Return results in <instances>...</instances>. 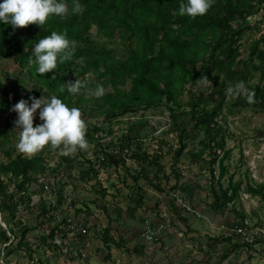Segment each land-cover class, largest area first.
<instances>
[{
  "label": "trees",
  "instance_id": "obj_1",
  "mask_svg": "<svg viewBox=\"0 0 264 264\" xmlns=\"http://www.w3.org/2000/svg\"><path fill=\"white\" fill-rule=\"evenodd\" d=\"M38 8L42 12L34 15ZM257 16L260 20L251 26L248 20ZM93 27L98 36L119 39L120 58L91 38ZM247 33L257 38L242 49ZM0 57L19 68L17 77L6 73L3 82H8L0 83V117L12 115L4 125L8 134L14 125H33L16 119L29 111L44 112L41 121L49 126H69L77 110L94 112L101 123L70 133L67 141H53L49 151L60 164H71L72 154L90 150L95 161H84L86 179L94 180L99 169L122 166L137 184L153 170L163 173L165 143L157 142L153 153L143 149L144 139L157 131L144 117L127 122L118 139L112 126L137 112L157 111L166 115L167 133L177 139V146L168 149L177 183L182 177L178 166L187 158L210 174L207 212L222 215L238 200L241 181H234L235 173L226 179V161L232 151L227 149L225 119L245 109L264 114V0H0ZM24 73L29 74L32 90L19 88ZM86 75L96 80L90 99L78 94L84 90L79 78ZM203 83L209 84L207 91L192 90ZM108 88L111 92L100 93ZM52 95L55 106L40 103L41 97L50 100ZM197 138V150L187 151ZM114 150L118 152L110 153ZM11 154V150L5 152L9 160L0 163V215L5 223L0 226V246L6 245L7 254L30 245L28 233L34 228L23 225L17 214L21 207L35 208L34 197L41 200L43 195L42 179L56 172L43 156L28 158L20 153L12 159ZM127 161L137 165L132 172L125 167ZM81 179L85 181L82 174ZM244 191L264 201V181L247 184ZM100 194L105 197V190ZM171 199L175 203L177 197ZM173 207L179 211L177 205ZM56 211L42 204L43 222L55 221ZM227 227L233 235L208 237L207 244L210 249L217 243L227 244L224 259L231 252L253 251L255 245L264 243L261 235L249 241L245 232L237 233V229H248L243 216ZM50 228L41 238L48 245L57 227ZM13 240L17 243L11 249Z\"/></svg>",
  "mask_w": 264,
  "mask_h": 264
},
{
  "label": "crops",
  "instance_id": "obj_2",
  "mask_svg": "<svg viewBox=\"0 0 264 264\" xmlns=\"http://www.w3.org/2000/svg\"><path fill=\"white\" fill-rule=\"evenodd\" d=\"M15 68L12 60L0 57V70H6L9 74ZM40 115L43 113L40 112ZM70 158L71 164H60L59 159V167H50L56 172L48 175L59 172V217L51 224L45 225L47 228H43L46 231L49 225H60L70 216L82 222L88 233L78 234L69 241L71 255L64 259L55 252L50 243L48 245L41 242L42 236L45 235L41 229L42 233L36 235L35 243L31 240L32 237H28L30 245L27 248L15 250L13 254H7L8 250H3L4 257H1L0 253V264H195L198 254L205 253L206 258H209L206 251L208 237L214 236L208 233V237L203 236L205 231L199 226L195 227L194 221L197 218L179 207L177 208L180 212L173 210V205L176 207L171 199L173 195L199 209L202 202L199 195H196L194 177L184 175L180 168L182 177L177 183L170 169L172 161L167 168L161 162L164 167L162 174L153 170L147 178H141L135 184L122 166L99 169L94 180L86 179L84 174L88 166L84 165V161H95V156L90 150L78 156L72 154ZM182 163L188 166L194 164L187 158H183L180 164ZM132 164V161H127L125 166L131 172L135 168ZM153 172L158 177L157 180L153 179ZM81 174L85 181L81 179ZM41 186L40 184V189ZM176 186L177 190L173 191ZM102 189L106 192L103 198L100 194ZM47 199L44 195L41 200L34 197L33 211L36 212L40 223L44 221L40 214L41 207L42 204L47 207ZM145 221H149L155 229L160 224L164 225L160 231L163 235L160 243L150 244L144 240ZM202 238L206 240L205 247H197ZM16 243L11 249L16 247ZM204 262L208 264L206 260Z\"/></svg>",
  "mask_w": 264,
  "mask_h": 264
},
{
  "label": "rangeland",
  "instance_id": "obj_3",
  "mask_svg": "<svg viewBox=\"0 0 264 264\" xmlns=\"http://www.w3.org/2000/svg\"><path fill=\"white\" fill-rule=\"evenodd\" d=\"M41 12V8L33 11L34 15H38ZM259 20L260 18L257 16L249 19L248 23L253 26L255 22ZM91 38L99 45H103L105 48L114 51L118 58L122 56L123 47L121 46L117 37L112 40H108L104 37L98 36L96 28L93 27L91 29ZM253 38H257V34L247 33L241 41L243 47H245L242 49L249 48L251 39ZM14 65L16 68L11 70L9 73L12 78L17 77L19 74L18 65ZM6 72V70H0V83L8 82H3ZM28 75L29 74L27 73H24V75L22 74L23 82H21L19 87L20 90H32L33 84L29 81ZM79 79L84 81V90L78 91V94L83 96L85 99H90L92 97V94H90V88L96 83V80L89 75L82 76ZM128 86L129 85L127 84L125 89H127ZM209 87V84L203 83L198 87L192 88V90L207 91ZM106 92H111V90L108 88L105 91L101 90L100 93ZM98 94L99 93H97V95ZM187 97L188 96L185 95L184 100H186ZM39 101L43 105L50 103L52 106H55L54 95L51 96L50 100H48L46 97H41ZM88 106H92V103L90 102ZM42 113L44 115V112ZM11 116V114H8L0 117V163L8 162L9 159L5 156V152L11 150L12 159L20 153H23L24 156L28 158L43 156L48 160V165H50L49 167H56L59 163L58 156L49 151L50 143L53 141H67L69 139L70 133L84 131L90 123L93 124L102 122V118H96L94 112L86 114L80 110H77V113L69 126H65L63 123H50L51 125L49 126V124L43 125V123H41L42 121L40 119L42 116L40 113L37 114L31 111L25 117L18 116L16 119L23 122H33V125H14L13 130L8 134L5 131L4 123L6 119H10ZM143 117L149 120L151 126L157 128L155 134H149L148 138L144 139L142 142L143 149H145L148 153H153V150H157L159 146L157 142L160 141L165 143L162 147L164 153H167L170 147L175 148L177 146V139L175 135L167 133L168 123L166 115L159 114L157 111L153 113L152 111H140L130 117L121 118L123 121L122 124L118 126H112V129L115 131L114 137L118 139L120 135L127 129V122L138 121ZM225 120L226 134L228 137L227 149H231L232 151L230 160L226 161V164L228 165V175L226 176V179L230 174L235 173L234 181H241L242 184L239 198L234 204L229 205V208L224 214L219 216L210 214L207 212V206L211 203L209 187L212 181L210 180L208 169H203L201 166H197L196 164H191L190 166L184 163L180 164L178 168L181 169L184 175L194 177L193 184L196 187V195H199V198L202 202L200 204V209L190 205L202 216L204 215L202 218H197L194 221V224L195 227L199 226L202 231H205L203 232V236H230L233 235V232L232 230H229L227 224L239 221L241 216H243L245 218V224L248 225V229H243L245 232V238L250 241L252 237L261 235L260 239H264V201H261L258 197H251L244 191L247 184H260L264 181V114L256 113L250 109H245L240 110L235 116H227ZM197 147L198 138L195 140L194 145L189 144L187 151H193V149L195 151L197 150ZM172 156V152L169 150L168 155H165V158L162 160L165 168H167L169 163H171ZM132 166L137 167L136 164H132ZM217 173L218 172L216 169L215 174L217 175ZM50 177H55L57 180H59V172ZM232 208L235 210V212H233L234 210L230 211ZM33 210L34 209L30 210L21 207L19 213L17 214V219L20 220L23 225H27L35 229H32L30 233H28V237H32L31 240H33L35 243V239L37 237L36 235L42 233L43 231V234L46 236L50 231L49 229H51V225H49V228L45 231L43 227L48 224L46 222L40 223L38 217L36 216V212ZM207 213L210 215L207 216ZM0 226L5 227V223L2 221L1 215ZM45 227L47 228L48 226ZM35 231H37V233ZM17 240H13L14 244L17 242ZM205 242V238H202L200 244L198 242L196 246H201V248H204ZM227 246L228 245L225 243H217L213 249L207 247L208 249H206V251L210 257L207 259V255L205 253L202 255L198 254V260H196L198 263L195 262V264H207L204 262L205 260L208 262V264H264V243L255 245L253 247V251L243 249L240 250L239 253L231 252L224 259L223 255L228 249ZM1 250L3 251L2 247ZM160 254L164 256V254Z\"/></svg>",
  "mask_w": 264,
  "mask_h": 264
},
{
  "label": "built area",
  "instance_id": "obj_4",
  "mask_svg": "<svg viewBox=\"0 0 264 264\" xmlns=\"http://www.w3.org/2000/svg\"><path fill=\"white\" fill-rule=\"evenodd\" d=\"M118 150L110 151L112 154H116ZM129 155L127 150L124 151V156ZM99 160L104 161L103 154H99ZM54 175H47L46 178L41 183V189L43 195L48 198L47 202L49 203V207L52 209H57V218L59 217V203H58V183L55 177H50ZM175 204L182 211L193 215L196 218H201V214L194 208H192L189 204L184 202L181 198L175 200ZM143 230V238L147 243L150 244H158L161 241V230L164 225L160 224L155 229L152 227L149 221H145ZM53 239L49 241L52 248L55 252L63 257L64 259H68L71 255V247L69 246V241H71L76 235H86L88 233L87 227L80 221H76L73 217L65 218L60 225L58 224ZM237 233H244L243 230L237 229ZM4 245L3 247H5ZM1 257H4L3 251L1 252ZM2 264V263H1Z\"/></svg>",
  "mask_w": 264,
  "mask_h": 264
}]
</instances>
